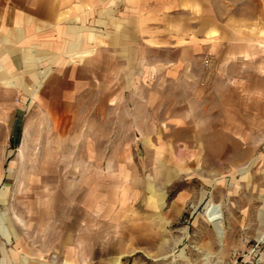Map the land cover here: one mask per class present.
<instances>
[{"label": "rangeland", "instance_id": "1", "mask_svg": "<svg viewBox=\"0 0 264 264\" xmlns=\"http://www.w3.org/2000/svg\"><path fill=\"white\" fill-rule=\"evenodd\" d=\"M214 4L210 65L161 67L116 107L102 80L65 119L0 83V264H264V0ZM100 195L122 228L76 259L62 224Z\"/></svg>", "mask_w": 264, "mask_h": 264}, {"label": "crops", "instance_id": "2", "mask_svg": "<svg viewBox=\"0 0 264 264\" xmlns=\"http://www.w3.org/2000/svg\"><path fill=\"white\" fill-rule=\"evenodd\" d=\"M215 1L0 0V83L65 119L85 113L81 102L102 80L101 97L116 107L111 100L137 83L159 82L161 67L171 79L210 59L225 32ZM96 199L81 198L79 214L62 224L64 246L79 260L91 258L92 236L122 228L120 215L108 218L105 199ZM104 249L110 255L112 246Z\"/></svg>", "mask_w": 264, "mask_h": 264}, {"label": "bare ground", "instance_id": "3", "mask_svg": "<svg viewBox=\"0 0 264 264\" xmlns=\"http://www.w3.org/2000/svg\"><path fill=\"white\" fill-rule=\"evenodd\" d=\"M206 215L208 216L211 223L214 225L218 238L222 242L225 231L223 229L224 224L219 212V205L214 202L210 203L207 207ZM118 264L121 263L118 262Z\"/></svg>", "mask_w": 264, "mask_h": 264}, {"label": "built area", "instance_id": "4", "mask_svg": "<svg viewBox=\"0 0 264 264\" xmlns=\"http://www.w3.org/2000/svg\"><path fill=\"white\" fill-rule=\"evenodd\" d=\"M205 64L209 66L210 65V59H206Z\"/></svg>", "mask_w": 264, "mask_h": 264}]
</instances>
